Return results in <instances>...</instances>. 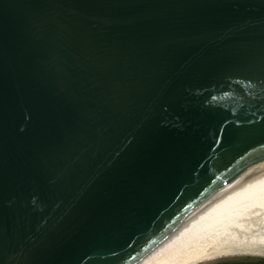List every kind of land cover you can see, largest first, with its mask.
Returning a JSON list of instances; mask_svg holds the SVG:
<instances>
[{
    "label": "water",
    "instance_id": "95a60500",
    "mask_svg": "<svg viewBox=\"0 0 264 264\" xmlns=\"http://www.w3.org/2000/svg\"><path fill=\"white\" fill-rule=\"evenodd\" d=\"M244 191L264 0H0V264H138Z\"/></svg>",
    "mask_w": 264,
    "mask_h": 264
},
{
    "label": "bare ground",
    "instance_id": "6f19581e",
    "mask_svg": "<svg viewBox=\"0 0 264 264\" xmlns=\"http://www.w3.org/2000/svg\"><path fill=\"white\" fill-rule=\"evenodd\" d=\"M239 226L251 230V250L264 249V191L212 197L138 264H193L208 255L203 242Z\"/></svg>",
    "mask_w": 264,
    "mask_h": 264
},
{
    "label": "rangeland",
    "instance_id": "374dc122",
    "mask_svg": "<svg viewBox=\"0 0 264 264\" xmlns=\"http://www.w3.org/2000/svg\"><path fill=\"white\" fill-rule=\"evenodd\" d=\"M230 233L233 234L212 240L209 238L203 242V248L206 249L208 255L193 264H216L224 261L241 260L258 261L264 264V249L251 250L250 229L239 226L236 231H230Z\"/></svg>",
    "mask_w": 264,
    "mask_h": 264
},
{
    "label": "flooded vegetation",
    "instance_id": "af4514ba",
    "mask_svg": "<svg viewBox=\"0 0 264 264\" xmlns=\"http://www.w3.org/2000/svg\"><path fill=\"white\" fill-rule=\"evenodd\" d=\"M216 264H262V263L258 261L241 260V261H224V262H218Z\"/></svg>",
    "mask_w": 264,
    "mask_h": 264
}]
</instances>
